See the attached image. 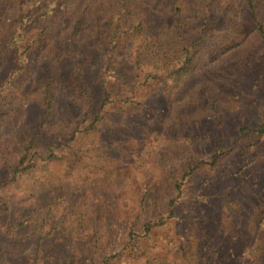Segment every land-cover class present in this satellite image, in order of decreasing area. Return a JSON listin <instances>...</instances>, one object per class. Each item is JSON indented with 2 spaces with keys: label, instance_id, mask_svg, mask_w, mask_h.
Masks as SVG:
<instances>
[{
  "label": "rangeland",
  "instance_id": "374dc122",
  "mask_svg": "<svg viewBox=\"0 0 264 264\" xmlns=\"http://www.w3.org/2000/svg\"><path fill=\"white\" fill-rule=\"evenodd\" d=\"M219 3L137 1L141 34L108 64L92 60V39L70 41L94 106L84 117L57 84V116L35 148L47 157V145L60 146L38 162L37 183L20 175L2 185L37 131V84L57 71L42 58L22 89L19 77L9 79L4 93L15 101L0 118V264H264V133L241 131L263 121L264 38L239 0ZM164 26L187 43L196 39L201 60L178 85L141 84L134 52ZM34 37L35 28L14 48ZM8 48L0 50V80L14 64ZM104 88L114 100L99 107ZM58 120L70 131L78 124L72 141ZM44 176L49 186L40 187Z\"/></svg>",
  "mask_w": 264,
  "mask_h": 264
},
{
  "label": "trees",
  "instance_id": "16d2710c",
  "mask_svg": "<svg viewBox=\"0 0 264 264\" xmlns=\"http://www.w3.org/2000/svg\"><path fill=\"white\" fill-rule=\"evenodd\" d=\"M137 1L139 0H52L43 4L41 0H0V50L3 46L9 47L11 51L15 50V55L12 56L14 64L7 72L5 79L0 80V97H3L8 106L1 112L0 118L7 115L13 108L15 100L13 97H6L4 93L12 76L21 79L18 88L22 89L28 76L34 72L35 64L42 58L57 71L55 75H44L37 84L42 99L40 103L42 114L37 131L26 141L16 165L9 172V178L6 177L2 185L7 180H14L20 175L31 176V180L37 183L34 176L41 168L38 162L51 157L55 158L56 155L51 150L60 144L47 145L50 152L47 157H43L35 146L37 136L43 128H47L48 117L57 116L55 109L59 99L54 94L58 91V83L61 82L60 85L63 88L71 90V100L83 110L84 117L90 114L94 106L88 84H84L83 89L81 87L82 65L77 63L75 50L69 47L68 43L75 39H92L97 54L92 60L96 63L108 64L118 56L127 38L141 34L144 21ZM197 1L203 6L215 7L222 0ZM239 2L249 10L255 23V30L264 38V0H239ZM33 28H35L36 37L29 40L23 50L15 49L14 46L24 40L25 35ZM199 51L196 39L187 43L180 32L175 33L170 26H164L154 35L142 39L134 52V65L138 74L143 75L141 84L148 79L171 78L174 85H178L181 78L199 64L202 57ZM61 78L62 81H60ZM130 89L136 88L130 86ZM102 96L99 107H104L114 100L110 97L108 89L104 88ZM93 120L95 121L96 118ZM92 123L89 126H92ZM55 126L70 134L67 141L73 140L79 127L75 124L70 131L72 124L65 126L64 121L60 120L55 123ZM81 130L86 131L88 127ZM244 130L252 138L258 139L264 133V115L262 124L258 128L241 127V131ZM44 179L45 181L39 183L40 187L49 186L46 176ZM171 213L169 210V217H172ZM163 222L159 221L161 224ZM149 229V224H145L144 232H148ZM102 264H109V261L104 259Z\"/></svg>",
  "mask_w": 264,
  "mask_h": 264
}]
</instances>
